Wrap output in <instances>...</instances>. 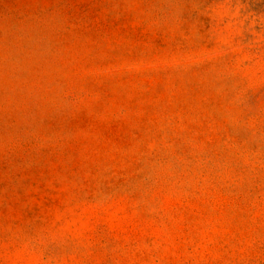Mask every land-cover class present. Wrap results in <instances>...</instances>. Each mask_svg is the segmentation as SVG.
Instances as JSON below:
<instances>
[{
    "label": "rangeland",
    "instance_id": "1",
    "mask_svg": "<svg viewBox=\"0 0 264 264\" xmlns=\"http://www.w3.org/2000/svg\"><path fill=\"white\" fill-rule=\"evenodd\" d=\"M0 264H264V0H0Z\"/></svg>",
    "mask_w": 264,
    "mask_h": 264
}]
</instances>
